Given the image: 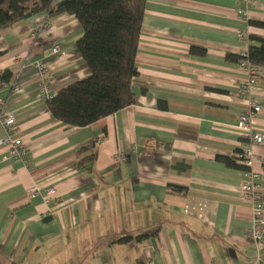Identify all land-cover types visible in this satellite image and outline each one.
<instances>
[{"label":"crops","instance_id":"obj_1","mask_svg":"<svg viewBox=\"0 0 264 264\" xmlns=\"http://www.w3.org/2000/svg\"><path fill=\"white\" fill-rule=\"evenodd\" d=\"M237 6L147 0L136 102L87 126L51 113L36 66L49 63L55 91L88 77L76 49L80 22L43 13L0 31V99L30 148L21 160L0 146V264H264V246L247 236L253 215L241 192L244 170L217 158L242 151L238 118L255 100L262 110L254 125L264 133V74L243 94L247 71L227 58L246 55L258 44L253 37H264L254 24L264 22V0L253 2L247 18ZM6 134L0 123V138ZM92 151L96 160L78 166ZM253 168L263 173L264 192V142Z\"/></svg>","mask_w":264,"mask_h":264},{"label":"trees","instance_id":"obj_2","mask_svg":"<svg viewBox=\"0 0 264 264\" xmlns=\"http://www.w3.org/2000/svg\"><path fill=\"white\" fill-rule=\"evenodd\" d=\"M147 0H0V31L39 14L54 18L61 14L74 16L82 25L83 33L76 40V49L82 55L84 65L91 74L60 88L46 100L48 109L69 126H87L101 118L114 114L136 102L133 90L139 76L136 57ZM264 28V22H254ZM246 55L228 54V60L264 68V37L254 38ZM193 52L204 53L203 48ZM3 51L0 50V56ZM3 77L5 75H2ZM263 77V76H261ZM94 141L81 147H94ZM237 157L218 156L229 167L248 169ZM97 152L81 155L77 165L93 163ZM157 229L137 236L128 235L119 241L128 242L133 238L142 239Z\"/></svg>","mask_w":264,"mask_h":264},{"label":"built area","instance_id":"obj_3","mask_svg":"<svg viewBox=\"0 0 264 264\" xmlns=\"http://www.w3.org/2000/svg\"><path fill=\"white\" fill-rule=\"evenodd\" d=\"M255 0H238L237 14L240 17H249V10ZM50 21L46 20L44 26L49 28ZM61 43L55 42L53 53L56 56L61 54ZM240 64L246 69L247 77L240 84V92L247 94L251 92V88L255 85L258 79L263 76L264 69L260 66L251 64L248 60H242ZM37 69L41 74L39 84V95L47 100L55 95V90L52 88L49 79L47 78L49 63L47 61L36 62ZM262 107L259 100L251 103L250 107L241 112L237 122L243 138V149L240 154L241 162L248 167L244 170L243 180L241 183V192L244 198H247L252 203V222L248 229L247 236L257 246H264V192L261 187V177L263 173L253 168L255 159V148L264 142V133L255 128L254 119L261 112ZM0 123L7 130L6 136L0 138V146L9 148V153L13 158L26 160L30 155V148L27 143L21 138H17L14 134L13 127L16 123V117L8 111L6 103L0 99ZM55 188H50L45 192L46 199L49 200L52 194L55 193ZM37 189L32 191L34 195Z\"/></svg>","mask_w":264,"mask_h":264}]
</instances>
